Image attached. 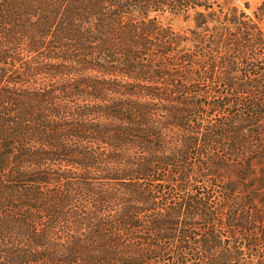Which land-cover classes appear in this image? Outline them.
<instances>
[{
	"label": "trees",
	"instance_id": "16d2710c",
	"mask_svg": "<svg viewBox=\"0 0 264 264\" xmlns=\"http://www.w3.org/2000/svg\"><path fill=\"white\" fill-rule=\"evenodd\" d=\"M233 1L0 0V264H264V0Z\"/></svg>",
	"mask_w": 264,
	"mask_h": 264
},
{
	"label": "rangeland",
	"instance_id": "374dc122",
	"mask_svg": "<svg viewBox=\"0 0 264 264\" xmlns=\"http://www.w3.org/2000/svg\"><path fill=\"white\" fill-rule=\"evenodd\" d=\"M263 0H234L233 3L239 9L243 10L247 15L254 17V12L257 8L262 4ZM158 20L164 25H170L177 31H187L188 29H192L194 27L193 21L185 20L183 17L176 18L170 16L169 14L158 16ZM264 166V165H263ZM264 177V174H262ZM261 184L259 182H254Z\"/></svg>",
	"mask_w": 264,
	"mask_h": 264
}]
</instances>
